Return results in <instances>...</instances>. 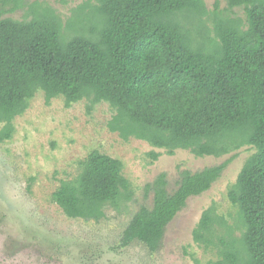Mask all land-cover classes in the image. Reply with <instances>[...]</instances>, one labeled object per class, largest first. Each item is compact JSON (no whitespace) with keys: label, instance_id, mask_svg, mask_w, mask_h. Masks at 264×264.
<instances>
[{"label":"trees","instance_id":"16d2710c","mask_svg":"<svg viewBox=\"0 0 264 264\" xmlns=\"http://www.w3.org/2000/svg\"><path fill=\"white\" fill-rule=\"evenodd\" d=\"M65 4L67 0H51ZM0 0V143L15 133L14 121L42 91L46 102L63 97L66 107L87 99L115 111L108 129L174 155L223 157L255 149L228 190L237 209L232 226L213 205L202 214L193 238L216 249L215 264H264V0H227L245 18L218 14L217 42L194 47L176 14L207 12L204 0H98L97 36L65 40L52 11L31 21L4 18ZM217 7V6H216ZM157 161L160 155L150 153ZM229 164L198 172L181 170L176 190L166 174L147 184L152 208L142 206L125 229L119 248L138 243L150 253L163 246L168 225L188 200L209 191ZM123 163L91 152L79 176L64 181L54 202L71 219L100 222L108 207L134 198Z\"/></svg>","mask_w":264,"mask_h":264},{"label":"rangeland","instance_id":"374dc122","mask_svg":"<svg viewBox=\"0 0 264 264\" xmlns=\"http://www.w3.org/2000/svg\"><path fill=\"white\" fill-rule=\"evenodd\" d=\"M5 6L4 18L31 21L52 11L62 22L65 40L78 33L97 36L98 0H20ZM207 12L176 14L194 47L211 49L217 42L218 14L245 18L243 8L230 10L227 0H204ZM217 6V7H216ZM83 99L66 107L58 97L50 103L39 91L27 111L15 121L13 137L0 143V264H215L216 249L195 243L193 232L205 210L215 205L217 213L232 225L237 209L228 199L246 160L255 153L251 146L223 157H197L187 150L169 155L137 139L122 140L108 129L115 111L106 102L93 106ZM2 124H0V129ZM93 151L120 160L131 182L134 198L119 208L108 207L100 222L68 218L54 202L53 194L64 181L75 180ZM160 155L157 161L150 153ZM222 177L206 193L192 197L168 225L163 246L157 253L138 243L119 248L120 239L133 215L142 207L152 208L153 194L146 193L161 174L168 190H176L179 172H198L228 162Z\"/></svg>","mask_w":264,"mask_h":264}]
</instances>
